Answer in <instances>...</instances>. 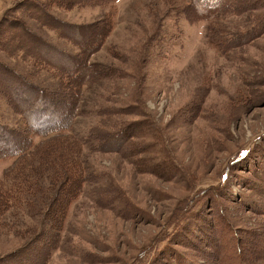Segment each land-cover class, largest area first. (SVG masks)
Returning a JSON list of instances; mask_svg holds the SVG:
<instances>
[{"label":"rangeland","instance_id":"1","mask_svg":"<svg viewBox=\"0 0 264 264\" xmlns=\"http://www.w3.org/2000/svg\"><path fill=\"white\" fill-rule=\"evenodd\" d=\"M19 2L0 0V20ZM242 2L235 17L221 10L191 20L190 0L50 8L70 24L111 22L91 63L112 71L87 85L73 136L6 175L12 159H0V264H32L50 194L73 159L105 176L70 204L47 264H254L264 230L255 209L264 201V32L251 39L232 31L264 28V2ZM0 116L9 117L1 102ZM99 121L116 133L128 125L125 153L89 152V129ZM261 257L255 262L264 264Z\"/></svg>","mask_w":264,"mask_h":264},{"label":"trees","instance_id":"2","mask_svg":"<svg viewBox=\"0 0 264 264\" xmlns=\"http://www.w3.org/2000/svg\"><path fill=\"white\" fill-rule=\"evenodd\" d=\"M114 1L20 0L2 16L0 102L5 105L9 117L4 119L0 116V159L7 157L12 159L11 164L3 170L4 175L15 169L27 157L36 156L44 150L47 151L52 144L68 139V134L72 135V126L87 85L97 79H109L112 71L95 69L91 63V58L103 48L111 33V22L106 20L90 24H70L52 15L50 8L72 10L80 5L100 3L106 5ZM242 1L190 0L186 5V11L190 13V20L211 18L221 10L234 12L235 17L246 5ZM256 25L257 30L251 28V25L246 28L234 26L233 35L254 39L264 32V28ZM49 32L57 40L50 37ZM3 72L9 73L12 80ZM104 126L106 124L99 121L96 127L93 125L89 129V136L92 138L90 145L87 143L89 152L99 154L110 150L115 156L125 153L121 141L122 134L128 132V125L119 131L121 134L112 130L104 131ZM112 133H115L113 137ZM144 142L151 144L152 141L147 139ZM237 160L233 158L220 173L222 176L220 188L223 185V178H228L229 167L239 161ZM73 164L69 173L63 171V180L56 186L55 192L50 194V201L44 213L47 220L46 229L44 233V229L40 231L39 242L33 247L35 256L32 264H47L52 253L60 245V232L70 204L85 193L86 189L89 191L90 184L98 182L104 175L103 171H96L79 159H73ZM206 191L207 189L203 190L186 202L185 207H190L193 201ZM261 191L264 192V184ZM259 203L255 209L264 213V201ZM182 212L185 211L179 210L175 216L180 221L184 215ZM168 225L170 227L171 222H167L164 228H168ZM56 226L60 232L55 231ZM178 228L181 229V224L175 229ZM175 229L164 244H169ZM29 247L32 245L29 244ZM257 248L259 251L256 258L262 255L263 263L264 230ZM4 258L3 255L0 256V262H4ZM256 258H253V263L260 264L255 262ZM136 262L139 263V260Z\"/></svg>","mask_w":264,"mask_h":264}]
</instances>
